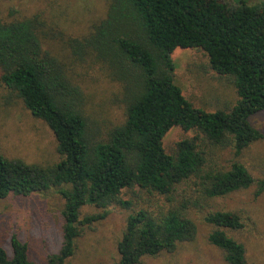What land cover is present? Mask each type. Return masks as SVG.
Segmentation results:
<instances>
[{
	"label": "trees",
	"instance_id": "16d2710c",
	"mask_svg": "<svg viewBox=\"0 0 264 264\" xmlns=\"http://www.w3.org/2000/svg\"><path fill=\"white\" fill-rule=\"evenodd\" d=\"M41 27L38 14L0 18V80L47 124L61 158L44 166L0 154V199L56 190L63 200L61 244L48 264H68L84 226L107 215L80 217L82 206L133 209L116 264H137L192 240V210L251 186L255 196L264 192V179L241 161L218 166L207 149L230 148L239 159L264 137L249 121L264 111V1L232 7L221 0H109L104 18L69 42L74 56H94L122 85L125 119L104 132L89 125L84 94L65 65L43 49ZM176 48L203 49L210 68L235 88V104L214 112L194 107L174 81ZM173 127L192 135L167 152L163 139ZM203 221L227 264H251L244 245L227 233L244 227L238 212L209 211ZM9 245L10 253L0 245V264H40L15 234Z\"/></svg>",
	"mask_w": 264,
	"mask_h": 264
},
{
	"label": "rangeland",
	"instance_id": "374dc122",
	"mask_svg": "<svg viewBox=\"0 0 264 264\" xmlns=\"http://www.w3.org/2000/svg\"><path fill=\"white\" fill-rule=\"evenodd\" d=\"M234 6L237 0H221ZM264 0H247L256 4ZM109 0H0L2 20L21 19L38 14L43 20L39 37L43 49L57 57L65 66L68 77L84 94V113L92 128L101 132L125 119L122 85L114 79L107 66L92 55L74 56L69 42L82 38L104 18ZM11 12H13L11 14ZM175 64L174 81L194 107L207 112L226 109L235 104L237 95L232 83L216 74L201 48H176L171 53ZM1 75V71H0ZM250 123L264 135V111L250 116ZM191 131L171 128L163 139L167 152L175 143L190 137ZM55 137L47 124L31 115L21 98L7 89L0 80V154L27 163L51 165L60 160ZM218 166L227 167L233 160L241 161L255 179H264V137L252 143L239 159L230 148L207 146ZM206 149V150H207ZM209 155V154H208ZM256 186L214 199L209 207L192 210L196 224L195 237L178 243L172 251L144 256L137 264H227L223 252L209 243L212 227L203 221L209 211L232 210L244 222L241 230L227 233L245 247V257L251 264H264V192L254 195ZM127 198V196H123ZM63 200L54 188L27 196L8 195L0 199V245L10 253L9 237L15 234L28 246L29 257L48 264L47 257L58 251L61 244V215ZM136 208V207H134ZM107 215L100 221L84 226L75 240V252L68 264H116L117 243L124 231L126 218L132 208L111 204L106 209L82 206L80 217Z\"/></svg>",
	"mask_w": 264,
	"mask_h": 264
}]
</instances>
